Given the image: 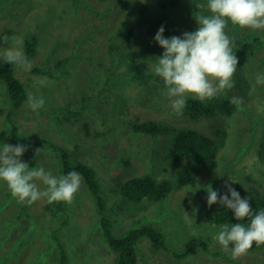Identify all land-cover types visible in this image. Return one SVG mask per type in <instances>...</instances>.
<instances>
[{"label":"rangeland","instance_id":"374dc122","mask_svg":"<svg viewBox=\"0 0 264 264\" xmlns=\"http://www.w3.org/2000/svg\"><path fill=\"white\" fill-rule=\"evenodd\" d=\"M162 1L4 0L0 3V38L5 29L12 31L8 37L0 39V57L12 45L13 37H23L22 50L27 59L25 42L36 36L38 51L36 57L29 60L31 69L16 65V75L29 94L45 99V106L38 115L28 102L21 109L12 110V102H7V86L0 83V147L11 145L9 119L16 120L21 134L30 142L48 137L67 147L74 153L71 154L75 161L85 163L95 171L106 205L101 215L83 178L74 203L71 206L65 204L64 212L60 214L45 209L46 198L31 206L17 202L7 184L0 181V224L4 226L0 225V264H58L55 244L60 242L65 247L69 264H117L116 254L104 237L103 217L113 222V235L118 238L144 227L162 232L167 250L153 251L152 241L143 238L137 244L139 264H190L187 260L183 263L176 260L171 252L172 238L177 241L189 237L185 240L187 243L194 238L213 239L217 234L219 225L212 222L216 212L212 215L210 210L220 204L209 207L205 202L207 186L218 190L220 196L228 194L230 197L226 182L241 197L249 196L250 190L255 188L264 189V84L256 83V78L264 75V30L253 32L231 23L226 29L228 36L235 38L234 48L238 43L252 44L262 39L252 47L248 61L236 69L234 87L214 97H237L242 101L232 117L180 123L181 116L174 114L168 98L162 95L165 85L159 77L148 78L157 81L151 87L141 84V80L129 81L130 74L124 77L112 75L110 68L123 59L124 54L132 57L129 60L136 62L140 72H143L142 68L151 70L140 45L142 38L133 37L126 43V32L143 5L151 8L154 20H173L181 38L185 32H194L199 27L195 15L209 14L206 8H196L197 3L206 5L207 0H188L186 5L169 12L160 8ZM145 33L150 36L148 28ZM113 46L119 47L121 53L113 50ZM153 47L154 56H162L164 49L159 44H153ZM157 62L158 58L151 64ZM126 70L131 75L138 74V70L132 71L123 63L119 71ZM45 78V85L38 83ZM87 95L91 98L87 112L74 117L65 127H70L66 132L48 128L47 112L64 104L78 106L81 98ZM10 113L12 117H9ZM146 121L171 124L176 128L202 129L212 139L215 138L212 125L222 123L228 136L226 146L219 154L218 169L201 176L197 187L177 190L172 198L162 202L163 205L147 200L139 203L123 197L124 182L121 181L146 174L158 179L173 178L180 166L163 159L173 142V134L149 137L132 132V122ZM85 125L89 127V134ZM32 155L26 151L20 159L30 167H43L57 177L63 175L61 159L59 157L57 161L53 152L44 148L38 156ZM125 158L130 160L128 165L124 163ZM37 183L43 191L46 186ZM4 192L10 194L13 201ZM209 246L210 252L201 248L191 256L193 264H233L231 251H224L221 245L219 248L214 239ZM217 253L219 255H215ZM238 259L244 264L246 259L264 264V249L234 260Z\"/></svg>","mask_w":264,"mask_h":264},{"label":"trees","instance_id":"16d2710c","mask_svg":"<svg viewBox=\"0 0 264 264\" xmlns=\"http://www.w3.org/2000/svg\"><path fill=\"white\" fill-rule=\"evenodd\" d=\"M187 1L188 0H163L160 4V8L163 11L169 12L177 9L179 6L186 5ZM1 2H4V0H0V3ZM143 6L144 7L139 12L137 19L126 32V43L130 42L133 37L142 38L140 45L143 50V55L148 58L149 65H153L151 63L155 62L157 59L154 56L156 54L154 53L153 44L158 45V43H155L154 37L159 28L163 26L165 28V38H170L172 36H179V27L171 19L158 18L157 20H154L151 8L147 5ZM147 28L148 34L150 35L149 37L145 33ZM10 33H12L11 29H5V32L2 34L0 39L3 40L5 37H8ZM260 40L262 41V39H257L252 44H246V42L238 43L236 45L237 48L233 49L239 60V64L237 65L238 70L244 65L246 61H248L249 57L252 55V47H254ZM38 42L39 40L36 36L30 37L26 40L24 51L26 52L28 62L29 60L36 57L38 51ZM113 50H117L121 53V49L117 46H113ZM130 58L132 57L124 54V58L118 60L115 66L110 68L112 75L118 74L117 76L124 77L126 74H130L131 78L129 81L140 82L141 80V84L144 83L145 85L154 87V85L157 84V81H150L148 78H155V73L151 70L148 72V70L143 68V72H140L139 68L136 67V62L130 61ZM123 63H126L132 71L138 70V74L131 75L128 70L125 72H120L119 69ZM143 66H145V64ZM33 71L35 73L41 72L39 70ZM0 83L7 86L9 97L7 102H12V110L21 109L28 102L29 93L27 92V89L25 88L22 81H20L16 75L15 64L6 63L4 60L0 61ZM90 99L91 98L88 95L83 96L78 106L64 104L65 106L63 107H56L47 112L45 116L50 119L49 121H51V123L47 121L48 128H57L61 132H66L70 127L68 129H65V127L68 124H71L70 122L74 120V117L83 115L87 112V109L89 108L88 100ZM211 100H213L214 103ZM211 100L201 102L200 100L193 99L192 97L188 98L184 113L181 116L180 123L185 121H194L199 123L203 119H206L207 121L215 118H228L232 117L239 109V106L231 103L232 98L222 97L220 99L213 98ZM11 113L9 114V117H12ZM9 124L11 126L10 130L12 136L10 141L11 145L15 146L17 144H21L26 146L27 152L32 153V156L36 155V149L45 148L46 151L53 152L55 154V159L57 161L60 157L61 165L63 167V175H67L71 171L79 172L80 175L83 176L82 178L87 186V189L94 195L101 215L104 214L106 207L105 200L100 194V187L96 179V173L93 169H89L85 163L75 161L72 156L74 153L71 152L67 147L58 145L48 137L30 142L26 136L21 134L16 120L9 119ZM83 127L85 128L86 133L89 134V127L87 125ZM212 127V132L215 134L214 139L205 134L202 129L191 127L176 128L171 124L166 125L158 121H146L143 123L132 122L131 129L134 134L149 137H159L169 133L170 135L173 134V142L170 143L168 150L165 149L166 155L163 157V159L165 161H169L172 165L179 164L180 166L173 174V178L169 176L168 178L158 179L152 174H146L144 176H137L121 181L124 182L122 187L123 197L131 199L134 202L139 201V203H143V201L147 200L163 205L162 202H166L172 198L173 193H175L177 190H183L188 187H197L201 176L207 174L208 172H214L216 169H218L220 158L219 154L226 146V139L228 136L226 128L220 122L214 123ZM186 161H188L187 164L181 165V163ZM124 163L128 165L130 160L125 158ZM252 192L254 193L253 195ZM4 195H7L13 201L12 196L7 192H4ZM246 197H250L249 202L252 206L254 214L264 210V189L256 190L255 188L250 190L249 196L247 195L241 198ZM229 198L231 199L230 196ZM205 202H207V200H205ZM64 205L65 203L63 202L48 203L45 209L48 212L51 211V213H63ZM210 211L212 215L214 212H216L212 222L219 226L221 224H228L231 226L232 224L236 223H241L245 227L250 226L249 218H245L244 220L240 221L236 220L234 213L231 212L230 209H227L226 206L219 205L217 208L212 207ZM101 225L106 242L110 246L111 250H113L116 254L117 264H139L137 244L143 238H147L152 241L154 248L153 251H160L162 248H167L165 236L161 231L159 232L158 229L153 227L137 228L132 230L126 237L118 238L113 235V222L103 217L101 219ZM188 238H181L177 241L172 238L171 247L178 251H175L171 248V252L174 253V257L180 263H183L185 260H187L190 264H193V260H190L191 256H193L195 252L201 248L202 250L204 248L205 251L210 252L209 244H211L213 239L209 237L194 238L185 243V240ZM55 245L58 248V253L56 254L58 257L57 263L69 264V257L65 247L62 245V242L56 243ZM217 245L219 248H221L218 242ZM258 249H264V245L257 247L254 243L248 254H252ZM215 255H219V253ZM145 260H147V258ZM231 262L233 264H244L239 259H232ZM147 264L153 263L147 262ZM245 264L255 263L252 261V259H246Z\"/></svg>","mask_w":264,"mask_h":264},{"label":"clouds","instance_id":"9594fccd","mask_svg":"<svg viewBox=\"0 0 264 264\" xmlns=\"http://www.w3.org/2000/svg\"><path fill=\"white\" fill-rule=\"evenodd\" d=\"M196 8H206L209 14L195 15L199 27L194 32H185L183 38H165V28H159L154 39L164 52L157 57L155 65L149 66L164 82L162 95L168 98L171 109L178 117L183 115L189 96L203 102L234 87L233 78L239 60L233 51L235 38H230L226 32L229 23L253 32L264 30V0H207L206 5L197 3ZM22 49L23 37H13L12 45L0 58L30 70L31 64ZM38 83L45 85L47 80L45 78ZM256 83L264 84V75L258 76ZM231 103L239 106L242 101L233 97ZM28 105L38 115L45 106V99L29 94ZM42 150L36 149V155ZM26 151L27 147L21 144L0 147V181L7 184L12 196L27 206L42 198H46L48 203L63 202L71 206L80 190V173L71 171L57 177L43 167H30L20 159ZM37 182L46 186L43 191ZM225 187L231 199L228 194L220 196L211 185L207 186L206 199L209 207L216 203L226 206L238 221L250 219L248 227L241 223L231 226L221 224L213 237L224 251H231L232 258L237 259L247 255L254 243L257 247L264 245V210L254 214L250 197L241 198L240 193L227 182Z\"/></svg>","mask_w":264,"mask_h":264},{"label":"bare ground","instance_id":"6f19581e","mask_svg":"<svg viewBox=\"0 0 264 264\" xmlns=\"http://www.w3.org/2000/svg\"><path fill=\"white\" fill-rule=\"evenodd\" d=\"M6 216H7V215H6ZM3 218H4V217H3ZM3 218H2V219H3ZM11 218H12V217H11ZM3 220H4V219H3ZM11 220H12V219H11ZM7 221H8V219H7ZM9 222H10V221H9ZM11 223H12V222H11ZM1 224H2V223H1ZM1 224H0V225H1ZM1 226H2V225H1ZM2 227H4V226H2ZM5 227H6V226H5ZM5 229L8 230L9 228H8V229L5 228ZM5 229H3V230H5ZM3 230H2V233H3ZM11 231H12V229H11ZM4 232H5V231H4ZM13 232H14V231H13ZM18 232H19V230H18ZM15 233H16V232H15ZM1 235L3 236L4 234H1ZM2 238H3V237H2Z\"/></svg>","mask_w":264,"mask_h":264}]
</instances>
